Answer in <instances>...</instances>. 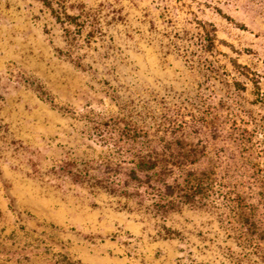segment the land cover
I'll use <instances>...</instances> for the list:
<instances>
[{
  "label": "rangeland",
  "instance_id": "rangeland-1",
  "mask_svg": "<svg viewBox=\"0 0 264 264\" xmlns=\"http://www.w3.org/2000/svg\"><path fill=\"white\" fill-rule=\"evenodd\" d=\"M0 264H264V0H0Z\"/></svg>",
  "mask_w": 264,
  "mask_h": 264
},
{
  "label": "trees",
  "instance_id": "trees-1",
  "mask_svg": "<svg viewBox=\"0 0 264 264\" xmlns=\"http://www.w3.org/2000/svg\"><path fill=\"white\" fill-rule=\"evenodd\" d=\"M139 154V153H138ZM136 157L140 158L139 160V171L144 172L147 171L148 169H155L157 168V164L153 162V160H151L150 158H152L151 156H149L148 154H144V155H137ZM147 158V159H145ZM155 159V158H154ZM71 175H73L74 177L76 176V174L70 172ZM135 173V171H134ZM77 177V176H76ZM139 176H137L138 178ZM178 201L175 199H169V200H163L162 198H159L158 200L154 201V206H156V209L162 212H167L171 209H174L177 207L178 205Z\"/></svg>",
  "mask_w": 264,
  "mask_h": 264
}]
</instances>
